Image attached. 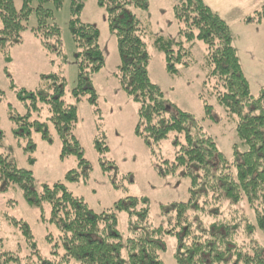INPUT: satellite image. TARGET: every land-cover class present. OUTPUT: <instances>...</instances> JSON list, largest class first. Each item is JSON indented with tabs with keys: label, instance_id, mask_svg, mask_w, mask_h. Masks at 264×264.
<instances>
[{
	"label": "trees",
	"instance_id": "16d2710c",
	"mask_svg": "<svg viewBox=\"0 0 264 264\" xmlns=\"http://www.w3.org/2000/svg\"><path fill=\"white\" fill-rule=\"evenodd\" d=\"M86 2L70 1L68 22L77 66V83L71 95L77 103L64 97V76L42 75L39 88L27 89L16 84L5 66L11 80L10 90L28 105L26 113H18L13 112L10 104L14 134L25 135L35 130L52 142L49 120L62 143L60 156L74 154L83 167L89 161L77 135L78 103L86 98L95 111L100 110L92 77L106 64L99 28L82 18ZM64 3L65 0H0V53L4 61H13L11 50L23 42V33L28 29L44 49L61 51L62 28L55 12ZM98 4L106 12L121 56L114 76L138 104L135 134L144 139L154 161L156 147L171 133L178 134L174 139L177 146L174 160L164 159L156 167L163 175L182 168V174L191 179V197L163 205L170 217L166 226H152L148 222L147 198L117 201L114 209L125 210L132 218L131 234L123 238L115 210L95 211L61 181L38 187L32 170L20 167L15 159L0 153V193L18 186L31 204L43 210V204H48L50 216L47 218L43 212L42 220L55 224L60 231L58 241L52 242L51 252L46 255L38 248L34 232L25 220L6 217L21 230L30 251L22 255L19 250L0 248V264H167L162 252L168 234L177 237L178 264H264V243L260 240V235L264 236V87L258 95L252 94L229 23L205 0H181L173 7L178 38L155 35L154 45L164 55L167 72L178 75L182 67L193 64L196 40L204 43L206 76L198 95L207 117L213 118L211 96L234 123L238 142L233 144L232 159L226 157L216 137L199 118L179 106L167 104L164 90L152 81L147 26L135 12L149 10L150 0H98ZM33 16L36 24L30 27ZM244 22L263 23L264 7L247 16ZM5 95L0 89V102ZM39 102L48 106L47 122L31 120L32 111L42 109ZM34 148L36 143L31 140L27 149ZM95 148L101 155L103 171L108 172L113 162L103 161L102 155L109 146L102 134L97 135ZM35 160L33 156L29 158L31 163ZM88 172L83 175L88 177ZM79 174L72 170L66 178L76 180ZM242 201L252 210L254 220L244 211L234 210L235 204L240 207ZM13 203L6 201L7 206ZM224 205L227 214L214 213V209L218 212ZM0 214L6 215L2 207ZM198 215L211 216L212 221L204 222ZM48 239L52 240L51 235Z\"/></svg>",
	"mask_w": 264,
	"mask_h": 264
},
{
	"label": "rangeland",
	"instance_id": "374dc122",
	"mask_svg": "<svg viewBox=\"0 0 264 264\" xmlns=\"http://www.w3.org/2000/svg\"><path fill=\"white\" fill-rule=\"evenodd\" d=\"M70 1L65 0L61 10L55 12L56 21L62 28L61 51H48L41 46V42L28 29L23 33V42L12 48L13 62L5 64L0 53V89L6 92L0 102V153H5L17 161L22 168L33 171L36 184L41 187L44 183L64 182L76 195L83 197L88 205L97 212L106 209L116 211L118 227L123 236L131 234L132 218L125 210L114 209L115 203L129 197L147 198L149 200L148 222L152 226L167 225L169 213L165 211L164 204L187 201L191 197V179L182 174V168L173 174H160L156 167L164 159L174 160L177 146L174 143L177 133L173 132L157 147L156 161L143 138L135 134L138 120V104L121 88L114 76L121 56L118 51L117 40L110 32L104 8L99 6L98 0H87L82 13L84 21H91L99 28L101 33L100 44L106 57L105 66L92 77L94 87L98 92V107L95 111L90 102L84 98L78 103L80 121L77 127L84 147L85 157L89 164L86 167L80 164L74 154L62 158L61 140L53 126L47 104L39 102L41 111H32L31 120L47 122L53 138L52 142L45 140L38 131H30L25 135H15L13 123L10 119L11 107L13 112L26 113L28 105L20 101L10 90L11 80L5 72V66L13 75L19 87L36 89L42 83V75L58 74L66 78L65 99L77 103L71 95L77 83V66L74 57V43L69 31ZM181 0H150L149 10H135L142 22L147 26L148 51L150 54V76L153 82L162 87L165 92L167 104L179 106L199 118L205 129L213 134L222 152L227 158L234 156L233 144L238 142L234 123L215 98L210 96L214 109L211 117H207L199 92L203 88L206 70L204 68L206 47L200 40H196L193 47L192 65L182 67L178 75L167 72L163 53L154 45L155 35H167L174 39L179 36L178 24L173 16L172 6ZM229 22L234 31L235 45L243 65L244 73L250 82L251 92L258 95L264 87V22L262 24L248 25L243 17L252 14L255 10L264 7V0H236L238 5L233 6L232 0H208ZM53 7V5H50ZM36 24L33 16L29 26ZM30 105V104H29ZM30 107H32L30 105ZM102 134L109 150L103 154L105 163L112 161L111 168L104 172L100 157L95 148L97 135ZM33 140L36 148L27 149ZM33 156L34 163L29 161ZM75 170L79 174L76 180H67L69 171ZM88 170L89 176L83 175ZM2 195V194H0ZM13 200V205L6 201ZM31 204L20 187H15L0 196V207L6 215L0 214V248L19 250L22 255L30 249L21 230L10 224L6 219H23L32 228L38 248L46 255L51 252L52 242H57L60 231L55 224L42 220V213L50 216V207ZM224 205L218 212L228 213ZM235 204L234 210L246 213L254 220L253 212L242 201ZM220 213V214H219ZM223 216V214L221 215ZM215 217V216H214ZM204 222L212 221L211 216H199ZM52 240L49 241L48 236ZM264 243V236L260 235ZM178 240L175 235H166L165 250L162 257L167 264H178L175 258Z\"/></svg>",
	"mask_w": 264,
	"mask_h": 264
},
{
	"label": "crops",
	"instance_id": "0c3cea01",
	"mask_svg": "<svg viewBox=\"0 0 264 264\" xmlns=\"http://www.w3.org/2000/svg\"><path fill=\"white\" fill-rule=\"evenodd\" d=\"M205 2H207L216 12H218L227 22H228V20L217 10V9H215L214 8V6H212L211 4H210V2L208 1V0H205ZM230 4H232L233 6H236V5H238L239 4V2L238 1H236V0H232L231 1V3ZM175 5V4H174ZM174 5L172 6V11H173V7H174ZM86 7V6H85ZM85 9V8H84ZM258 10V9H257ZM257 10H255V11H257ZM253 14V13H252ZM249 15H251L250 13L249 14H246L244 17H243V19H245L247 16H249ZM174 16V15H173ZM244 21V20H243ZM89 22H91V21H89ZM92 23H94V22H92ZM229 23V22H228ZM245 23V22H244ZM248 25H253L252 23L250 24V23H247ZM260 24H262V23H260ZM230 25V24H229ZM259 25V24H258ZM230 27H231V25H230ZM233 33H234V31H233ZM234 36H235V34H234ZM101 37V36H100ZM101 39V38H100ZM116 39V38H115ZM235 40H236V37H235ZM117 42V41H116ZM13 62V61H12ZM1 194V193H0ZM6 194V193H5ZM5 194H2L3 196H5ZM2 195H0V196H2Z\"/></svg>",
	"mask_w": 264,
	"mask_h": 264
}]
</instances>
